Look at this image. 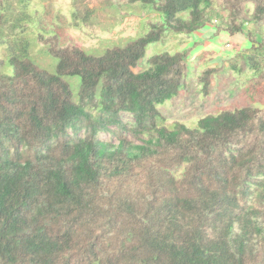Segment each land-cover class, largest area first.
Here are the masks:
<instances>
[{"label": "trees", "instance_id": "1", "mask_svg": "<svg viewBox=\"0 0 264 264\" xmlns=\"http://www.w3.org/2000/svg\"><path fill=\"white\" fill-rule=\"evenodd\" d=\"M109 2L141 3L162 21L146 20L142 37L93 55L49 29L59 18L52 6L0 0L11 67L0 73V264H264V0ZM72 4L70 27L90 24L87 0ZM32 24L55 73L31 58ZM208 25L209 40L246 42L234 69L253 71L261 106L170 128L159 106L187 89L208 38L176 53L147 49ZM144 59L148 68L136 72ZM224 71L200 72L204 98ZM66 78L80 79L76 94Z\"/></svg>", "mask_w": 264, "mask_h": 264}, {"label": "rangeland", "instance_id": "2", "mask_svg": "<svg viewBox=\"0 0 264 264\" xmlns=\"http://www.w3.org/2000/svg\"><path fill=\"white\" fill-rule=\"evenodd\" d=\"M89 7L95 10L92 22L87 25H80L78 29L71 28L73 4L72 0H31L33 9H41L45 6H52L54 16L59 17L52 24L49 20V29L61 30L62 42H71L81 46L85 51L93 55H100L111 47H121L128 41L142 37L146 33V20L161 22V15L141 3L114 7L109 0H87ZM32 9V11H33ZM126 13L127 16H123ZM33 15V12H31ZM214 32L212 26L208 25L205 30L191 36L176 35L168 33L163 40L147 49V57L163 52L176 53L189 46L193 40H204V45L190 62V74L188 87L182 90L178 97L159 106L164 118V124L172 128L175 123L180 122L187 127H196L198 121L207 115H215L223 110H235L249 105L261 106L259 97L252 91L251 77L253 71L248 69L244 74H239L234 67L239 68L242 50L246 47L243 38H226L209 40ZM204 34V36H202ZM27 38L30 43L31 58L39 67L50 73H55L57 61L51 58L46 49L36 43V29L34 24L30 25ZM0 73L11 74V67L8 63V53L5 47L0 46ZM225 65L222 74L214 76L211 84V94L204 98L201 86L197 83L200 72L206 68ZM148 68L146 59L140 61L136 72L145 71ZM76 94L80 87L79 78H66ZM121 119L129 125L134 124V117L129 113H122ZM102 141L117 144L116 139L109 134H100ZM138 143V142H137ZM136 143V144H137Z\"/></svg>", "mask_w": 264, "mask_h": 264}]
</instances>
